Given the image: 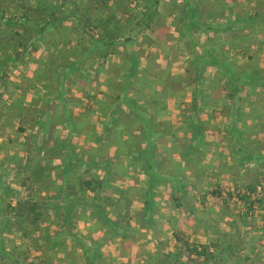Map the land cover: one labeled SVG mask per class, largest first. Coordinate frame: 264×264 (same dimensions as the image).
Here are the masks:
<instances>
[{
  "label": "trees",
  "instance_id": "1",
  "mask_svg": "<svg viewBox=\"0 0 264 264\" xmlns=\"http://www.w3.org/2000/svg\"><path fill=\"white\" fill-rule=\"evenodd\" d=\"M196 3L197 0H183L179 9L182 17L180 38L191 56L195 71L192 83L196 84V88L192 107L189 108L191 136L185 146H178L175 144L176 139H171L166 151L160 147L163 146L162 138L169 131L173 137L174 131L171 130H175V123L166 118L160 120L159 112L153 110V105L164 103L166 99L163 100L157 93L146 97L145 90L159 86L162 94L164 91L174 92L179 88L177 82L182 76H175L169 71H154L150 62L143 69L142 45H135L142 32L155 31L160 25V0H0V119L7 112V98L13 96L8 88L9 67L19 64L27 53L39 47H45L53 58L50 56L52 59L40 68L38 81L48 76L53 83L59 84L56 95L47 90L46 105L36 110L35 118L39 125L44 126L47 122L46 113L55 107L56 102L66 105L67 80L76 71L87 76L93 75L95 79L99 71L106 74L104 85L115 91L111 94L103 92L102 97L98 92L79 96L90 106L96 107L101 118H105L101 122V130L84 127L65 106L63 128L67 132L64 139H56L49 144L44 139L43 144L35 147V152L30 149L23 150V154H9L5 162L10 168L14 167L13 171L0 170V260L32 264L30 255L19 251L8 240L10 237L6 234L12 231H18L26 237L30 232L38 234V239L45 242L44 264H54V255L69 252L71 246L82 250L84 264H104L103 247L106 242L127 240L137 230L147 234L159 227L158 198L165 194L162 187L171 186V198L174 205L179 207L180 196H175L174 191H184L187 185L183 171L176 168L178 162L169 166L171 158H168L175 155L183 159L196 158L208 147V144L205 146V137L209 121L205 120L208 117L204 109L208 98L204 90L208 67L214 66L221 72V80L228 88L226 98L231 108L226 132L233 136L241 165L264 157V154L249 150L244 142L249 116L241 108L238 96L246 87L259 86L264 89V66L253 67L250 71L242 70L231 60L230 51L224 49L225 42H218V31L224 30L225 26L228 29L238 28L237 32L250 31L252 20H256L260 12L245 17L238 10L235 11L237 4L220 0L214 4L215 8L210 9L216 14L211 13L202 20ZM262 20L258 19V24ZM66 23L72 24L70 33L79 39L64 45L56 37L53 38L52 33L56 36L58 32L65 31L68 28ZM202 30L209 31V34L213 31L212 36L207 40L194 36ZM231 36V51L242 49L236 36ZM147 57L156 61L153 53L148 52ZM143 70H147L148 74H141ZM160 106V110L166 109L165 104ZM84 129L90 147L75 141ZM123 138L127 142L118 146L113 153L110 152L111 139L120 141ZM121 147L124 148L122 154L132 158V169L122 164L120 159L114 164V160L120 157ZM54 157H64L59 164L61 184L43 178L44 172L51 175L50 170L55 166H51L48 160ZM22 159L25 160L24 164ZM20 169L28 174L22 183L25 189L15 190L9 180ZM138 174L146 176L143 183H140ZM127 177L131 179V187L134 185L133 188H136L135 195L132 189L117 186L118 182L127 181ZM43 180L48 187L57 190L54 196H50V208L45 207L46 200L42 197L33 199L32 196L33 185ZM239 192L241 201L249 209L264 205V198L260 197L254 185H249L246 190L241 188ZM132 194L140 203L137 210L131 209ZM229 196L233 197L232 194ZM81 212H87L99 221L100 225L95 228L96 237L77 231L76 221ZM174 236L177 244L173 250L158 249L154 260L150 256L139 263L245 264L240 259L244 244L240 232H223L219 239L211 238L201 244L188 240L180 229L175 230ZM250 258L256 260V263L251 264H261L254 255L245 261Z\"/></svg>",
  "mask_w": 264,
  "mask_h": 264
},
{
  "label": "rangeland",
  "instance_id": "2",
  "mask_svg": "<svg viewBox=\"0 0 264 264\" xmlns=\"http://www.w3.org/2000/svg\"><path fill=\"white\" fill-rule=\"evenodd\" d=\"M218 2L220 0H197L196 4L201 11L199 15L202 20L211 13L216 14L215 11L210 9L215 8L214 4ZM229 2L237 4L235 11L238 10V13L243 14L245 17L254 16L257 11L260 13L256 20H252L250 31L237 32L238 28L230 27L228 29L226 26L224 27L226 30L224 28H222L224 30H219L220 40L218 42H225L224 49L230 51L231 60L236 62L242 70L250 71L253 67L262 68L264 66V0H229ZM182 3L183 0H160L162 15L160 25L157 26L158 28L155 31L145 30L142 32L138 41L135 42L136 46L142 45L143 69H146L147 64L150 62V66L154 68V71L162 70L163 73L169 71L175 76H182L179 79L180 81L177 82L179 88L171 96H168L167 108L164 110L156 109L159 112L158 117L160 119L168 118L167 120L175 123V130H171L174 131L173 137L169 131L162 138L163 146L160 147L166 151L171 139H176L175 144L178 146H185L191 136L189 132V108L192 107L196 84L192 83V76L195 71L191 64V56L180 38L179 28L182 24V17L179 9ZM258 19H263L260 24H258ZM71 25V23H66L68 28L63 32H58L56 36L52 33V37H56L64 45L69 44L71 40H78L77 35L70 33L69 28ZM212 32L209 34V31L202 30L196 32L194 36H198L201 40H207L210 35L212 36ZM127 34L130 35V33ZM231 35L236 36L237 43L241 45L243 50L231 51L229 45L233 42L232 40L229 41L233 39ZM218 42L217 44H219ZM148 52L155 54L156 61L155 59H148ZM67 54H70V51H67ZM50 56L52 57L45 47H39L38 50L27 53L22 62L12 65L8 69L10 77L8 88L13 96L7 98V112L0 119V170L13 171L14 167L13 169L10 168L11 166L5 162L9 154L14 155L18 152L23 154V150L30 149L35 152V147L43 144L44 139L48 144L56 139H64L67 132L63 128L65 106L73 114L75 120L81 122L84 127L89 129L95 127L97 130L102 128L103 124L101 122L105 118H101L97 114L96 107L90 106L85 99L79 97L80 94L86 96L90 92H98L102 97L103 92L111 94L114 91L106 87L102 88L107 75L101 74L100 71L97 72L96 79L93 75L87 76L79 71L72 73L67 80L68 97L66 105L56 102L55 107H51L50 111L46 113L45 121L47 122L44 126L39 125V121L35 118L37 116L36 110L42 109L46 105L47 90L53 92L52 94L55 96L57 88H59V84L57 82L53 83L48 76L43 81L37 79L40 75V68H43L44 64L53 58ZM69 59H73V57H69ZM97 69L100 70V67ZM205 73L204 90L207 92L208 98L204 109L205 116L208 117L205 120L209 121L205 146L208 144V147L196 158L183 159L179 155L168 158H171L169 166L174 164L173 162H178V166L175 164L176 168L183 171V177L187 183L184 191L173 190L175 196H180L181 205L179 207L174 205L171 198L173 197L171 186L162 187L161 190L165 194L158 198L159 227L147 234L137 230V233L127 240L115 239L124 241L125 246L122 248L129 250L135 257V261H131V263L127 258L126 261H120L121 263L118 264H140L141 260L144 261L150 256L154 260L158 249L173 250L177 243L174 232L178 229L184 233L188 240L199 244L206 243L211 238L219 239V235L223 232H231L232 234L240 232L244 242L240 251V259L245 264L256 263V260L252 258L245 261L248 257L254 255L261 264H264V205H256L254 210L249 209L248 205L241 201L239 192L241 188L246 190L249 185H254L260 197L264 198V157L256 158L245 166L241 165L240 156L238 152L236 153L237 148L234 147L232 141L233 136L226 132V127L230 123L229 109L231 108V104L226 98L228 88L226 83L221 80V72L214 66L208 67ZM141 74L146 75L148 71L143 70ZM159 89L161 90V88ZM238 96L241 108L249 116L246 128L248 133L244 135V142L249 150L255 154L263 155L264 89L259 86L246 87ZM111 98L113 100L114 97ZM86 135L87 132L84 129L82 135L76 138L75 141L80 145L90 147L91 143L86 140ZM126 142V138L120 141L111 139L110 152L113 153L118 146L120 147ZM123 150L124 148L121 149L120 157L114 160V164H117L120 159L122 164L132 169V158L122 154ZM63 160L64 157L49 159L51 166L55 167L50 170L51 175L44 172L43 178L61 184L59 164ZM21 161L24 164L25 160L22 159ZM33 166H35V162H33ZM27 176L28 174L20 169L9 180L10 186L15 190H24L25 185L22 183ZM137 177L142 178L140 183L145 181L143 174H138ZM126 180L118 182L117 186L125 189L130 188L135 192L136 188H133L135 186L131 187L130 185L131 181L129 180L131 179L127 177ZM48 186L46 181L43 180L37 181L32 187L33 199L42 197L46 200L44 204L46 208H50V196H54L57 192L54 187ZM133 194L132 203L140 205L134 196L135 194ZM229 194H232L233 197H230ZM180 219L182 221L179 224ZM99 225V221L83 212L80 213L76 221L77 231L88 233L92 237L97 234L92 229ZM6 235L10 237L8 240L17 246L19 251L22 250L30 255V263L44 264L46 256L45 242L40 238L38 239L37 233L30 232L26 237L18 231H12V233ZM106 248L110 250L108 246ZM69 249L71 253H56L54 264H81L83 262L80 248L71 246ZM112 252H115L118 260L125 256L123 255L124 251H111L110 254ZM0 264L14 263L10 259H2Z\"/></svg>",
  "mask_w": 264,
  "mask_h": 264
},
{
  "label": "crops",
  "instance_id": "3",
  "mask_svg": "<svg viewBox=\"0 0 264 264\" xmlns=\"http://www.w3.org/2000/svg\"><path fill=\"white\" fill-rule=\"evenodd\" d=\"M105 88L106 86L105 85H102V88ZM107 88V87H106ZM160 87L159 86H157L156 88H146V90H145V96L146 97H149V95L151 96V95H154V94H156V95H158V96H162L163 97V100H165L166 99V101L163 103H156L155 105H153V110L154 111H156V109L157 108H160L161 109V106H160V104H165L166 105V108H167V105H168V96H171L172 95V93H173V91H168L167 93H166V91H164V93L162 94L160 91V89H159ZM150 91V92H149ZM115 92V91H114ZM162 94V95H161ZM99 96H100V94H99ZM168 119V118H167ZM161 120V119H160ZM166 154V153H165ZM139 179L141 180L142 178H140L139 177ZM144 179H146V176L144 175ZM141 182V181H140ZM132 192L134 193V191L132 190ZM139 208V206H137V205H135V204H133L132 203V205H131V209L132 210H137ZM84 214H86V215H90L89 213H87V212H83ZM187 216V215H186ZM178 221V220H177ZM181 219L179 220V224L181 223ZM94 228V227H93ZM92 230H94V232H95V229H92ZM96 236H97V234H96ZM95 236V237H96ZM120 242V243H119ZM122 243V244H121ZM124 241H121V240H114V241H109V242H106L105 244H104V247H103V251H104V255H105V263L104 264H118V263H121L122 261L124 262V261H126V259L128 258V261H130V263H131V261H135V257H134V254L133 253H131L129 250H124L122 247H124L125 245H124ZM177 244V243H176ZM123 245V246H122ZM109 247V249L110 250H108V248H106V247ZM106 249V250H105ZM117 250V252H122V251H124V253H123V255H125L124 257H121V260H118V258H117V256H116V254H115V252H112L111 254H110V252L111 251H116ZM121 261V262H120ZM81 264H84V259H83V262L81 263Z\"/></svg>",
  "mask_w": 264,
  "mask_h": 264
}]
</instances>
